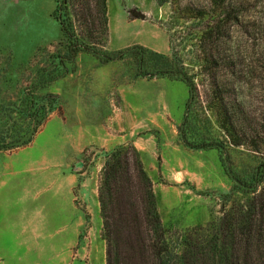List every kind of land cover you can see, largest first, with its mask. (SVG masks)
<instances>
[{
    "label": "rangeland",
    "instance_id": "1",
    "mask_svg": "<svg viewBox=\"0 0 264 264\" xmlns=\"http://www.w3.org/2000/svg\"><path fill=\"white\" fill-rule=\"evenodd\" d=\"M54 9V0H0V129L24 92L57 96L29 143L0 151V264H106L98 188L106 156L126 144L140 155L169 236L197 229L208 237L231 181L216 150L178 139L185 84L134 79L130 59L99 65L86 53L65 73ZM170 9L155 0H107V48L138 44L169 54ZM236 50L242 94L264 111L256 44L241 39Z\"/></svg>",
    "mask_w": 264,
    "mask_h": 264
},
{
    "label": "trees",
    "instance_id": "2",
    "mask_svg": "<svg viewBox=\"0 0 264 264\" xmlns=\"http://www.w3.org/2000/svg\"><path fill=\"white\" fill-rule=\"evenodd\" d=\"M54 1L65 73L75 71L76 58L86 53L99 65L130 59L134 79L184 83L178 139L189 149L216 150L231 181L208 237L194 229L192 236L172 238L138 151L132 144L114 148L98 188L106 264H264V111L256 112L242 94L236 52L241 39L256 44L264 86V0H155L171 8L165 21L169 54L138 44L109 50L107 0ZM31 93L11 104L0 151L29 143L53 110L57 96Z\"/></svg>",
    "mask_w": 264,
    "mask_h": 264
}]
</instances>
